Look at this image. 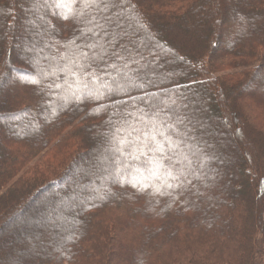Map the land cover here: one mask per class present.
<instances>
[{"label":"trees","instance_id":"1","mask_svg":"<svg viewBox=\"0 0 264 264\" xmlns=\"http://www.w3.org/2000/svg\"><path fill=\"white\" fill-rule=\"evenodd\" d=\"M0 264H264V0H0Z\"/></svg>","mask_w":264,"mask_h":264},{"label":"rangeland","instance_id":"2","mask_svg":"<svg viewBox=\"0 0 264 264\" xmlns=\"http://www.w3.org/2000/svg\"><path fill=\"white\" fill-rule=\"evenodd\" d=\"M20 48H22V46L19 47V49ZM26 54H28V52H26ZM25 58L26 57L24 56V60H26ZM20 66L21 68L24 69L25 67H27L25 65H20ZM82 182H84V180L83 181L80 180V183ZM67 187L68 186L66 185H61L56 190L57 192L59 191L62 194L67 191L70 194L76 196L75 195V193H77L76 190L71 188L68 190ZM59 201H60L59 198H57L56 196H52L48 198L47 194H42L38 199H36L34 202L31 203L29 209L30 211L19 214L17 216V220L14 221L15 223H17L16 228L8 229L7 233L5 234L6 237H8L11 240L9 244L10 247H13L14 250L18 253L24 252L25 258H29V256L32 255L31 247L36 248V246L42 243V242L41 243L38 242V240H40L42 237L46 238L47 236V232H43L42 230L38 232V235L33 236L35 242L31 243L30 242L31 236H28L30 230L32 231L34 228H37V226H40L43 222H45V225L43 226L45 227L48 226L50 228H51V224H55L56 222L61 223V216H59V218L57 219L56 216L50 217L52 215L51 213L49 214V210L51 208L53 209L52 211H56L58 209H59L58 211H61L62 209L65 208L63 203H60ZM50 204H52V206L54 207L50 206ZM46 240L49 241V239Z\"/></svg>","mask_w":264,"mask_h":264},{"label":"snow or ice","instance_id":"3","mask_svg":"<svg viewBox=\"0 0 264 264\" xmlns=\"http://www.w3.org/2000/svg\"><path fill=\"white\" fill-rule=\"evenodd\" d=\"M70 2H73V0H55V3L60 6V5H66ZM82 3H84L85 5H93V4H97L102 2V0H81ZM64 19L69 18L67 15H65L63 17ZM163 135V133H162ZM153 139L155 140V137H153ZM170 139V138H169ZM158 150H160L159 145H158Z\"/></svg>","mask_w":264,"mask_h":264}]
</instances>
